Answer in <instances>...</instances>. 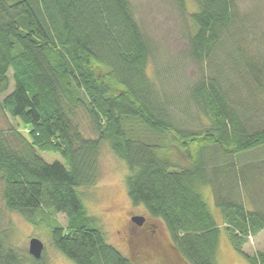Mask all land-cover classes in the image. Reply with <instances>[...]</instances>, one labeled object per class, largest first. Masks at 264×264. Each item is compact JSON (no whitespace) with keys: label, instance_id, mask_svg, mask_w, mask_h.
Wrapping results in <instances>:
<instances>
[{"label":"trees","instance_id":"obj_1","mask_svg":"<svg viewBox=\"0 0 264 264\" xmlns=\"http://www.w3.org/2000/svg\"><path fill=\"white\" fill-rule=\"evenodd\" d=\"M175 1L185 13L184 0ZM193 2L186 57L200 72L186 91L188 109L208 121L202 130L182 128L169 115L170 92L158 91L147 74L152 46L130 0H0L1 201L29 219L44 208L64 214L66 225L50 230L51 245L74 264H131L90 223L80 192L98 178L103 143L127 167L131 203L163 223L188 264H216L220 232L200 193L206 185L233 249L248 264H264V250L242 249L264 231V160L238 163L264 148V127L248 122L264 114V7L240 14L236 0ZM218 49L255 85L246 95L206 77L203 66ZM79 109L94 138L74 123ZM171 142L190 165L159 154ZM39 152L62 161L48 163ZM0 264L47 262L43 252L38 259L20 253L0 230Z\"/></svg>","mask_w":264,"mask_h":264},{"label":"rangeland","instance_id":"obj_2","mask_svg":"<svg viewBox=\"0 0 264 264\" xmlns=\"http://www.w3.org/2000/svg\"><path fill=\"white\" fill-rule=\"evenodd\" d=\"M186 11L182 13L175 0H130L133 15L141 30L151 43L152 50L147 64V74L160 91L163 86L170 92L167 111L178 126L190 130H202L208 121L195 108L188 109L186 87L198 76L200 70L186 57L188 35L190 33L189 13L197 10L193 0H184ZM240 14H248L256 7H264V0H236ZM261 29L264 33V9H260ZM253 46H249V52ZM263 49L264 44L260 47ZM206 77H218L222 87L233 86L238 94L244 96L254 84L241 64L228 61L222 50L215 51L214 56L206 62ZM162 81H168L165 86ZM12 89V84H11ZM263 97V95L261 96ZM189 111H188V110ZM253 115V114H252ZM10 121V120H8ZM12 122V121H11ZM248 122H255L254 129L264 127V114L253 115ZM74 123L87 138H94L88 118L82 110L74 116ZM0 125L6 120L0 114ZM26 133L25 129H21ZM159 154L181 167L191 164L185 152L176 147L174 142L168 149H160ZM48 163L62 161L59 154L39 152ZM239 165L264 160V148L247 152L240 156ZM127 167L116 157L109 145L103 143L98 156V178L92 186L80 188L86 213L92 225L100 228L108 244L115 247L131 264H188L172 246L163 223L149 217L142 206H134L127 196L125 178ZM200 193L219 228V248L216 264H248L232 247L219 208L213 201L209 185L200 187ZM247 206L251 208L248 204ZM132 216L145 218L143 226L131 221ZM66 225L65 215L55 213L53 209L44 208L30 219L18 212L4 209L0 196V230L5 231L7 243L22 254H26L31 238L39 239L43 247V256L47 264H74L51 245L50 230L55 225ZM245 253L253 255L264 250V231L248 238L242 246Z\"/></svg>","mask_w":264,"mask_h":264},{"label":"water","instance_id":"obj_3","mask_svg":"<svg viewBox=\"0 0 264 264\" xmlns=\"http://www.w3.org/2000/svg\"><path fill=\"white\" fill-rule=\"evenodd\" d=\"M144 220L145 218L142 216L131 217V221H133L138 226H141ZM43 247H44L43 243L39 239L33 237L28 242V253L33 258L38 259L42 254Z\"/></svg>","mask_w":264,"mask_h":264},{"label":"flooded vegetation","instance_id":"obj_4","mask_svg":"<svg viewBox=\"0 0 264 264\" xmlns=\"http://www.w3.org/2000/svg\"><path fill=\"white\" fill-rule=\"evenodd\" d=\"M131 219V218H130ZM144 222H145V220H144ZM144 222L142 223V225L141 226H143L144 225Z\"/></svg>","mask_w":264,"mask_h":264},{"label":"built area","instance_id":"obj_5","mask_svg":"<svg viewBox=\"0 0 264 264\" xmlns=\"http://www.w3.org/2000/svg\"><path fill=\"white\" fill-rule=\"evenodd\" d=\"M25 131H27V130H25Z\"/></svg>","mask_w":264,"mask_h":264}]
</instances>
